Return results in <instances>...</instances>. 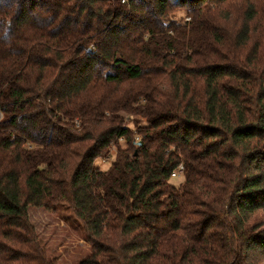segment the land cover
<instances>
[{
    "label": "trees",
    "instance_id": "obj_1",
    "mask_svg": "<svg viewBox=\"0 0 264 264\" xmlns=\"http://www.w3.org/2000/svg\"><path fill=\"white\" fill-rule=\"evenodd\" d=\"M32 207L75 264H264V0H0V264H60Z\"/></svg>",
    "mask_w": 264,
    "mask_h": 264
},
{
    "label": "rangeland",
    "instance_id": "obj_2",
    "mask_svg": "<svg viewBox=\"0 0 264 264\" xmlns=\"http://www.w3.org/2000/svg\"><path fill=\"white\" fill-rule=\"evenodd\" d=\"M120 144L125 145L123 140ZM115 153L116 147L114 146L108 157L96 160V165L107 170L115 159ZM182 175L173 178L171 182L176 186L180 185L184 180ZM29 217L42 242L60 264H75L88 254L90 245L84 238L79 222L69 210L54 214L43 208L32 207L29 210Z\"/></svg>",
    "mask_w": 264,
    "mask_h": 264
},
{
    "label": "built area",
    "instance_id": "obj_3",
    "mask_svg": "<svg viewBox=\"0 0 264 264\" xmlns=\"http://www.w3.org/2000/svg\"><path fill=\"white\" fill-rule=\"evenodd\" d=\"M184 173V166L183 165H180L173 173H172V176L173 177H177V176H180Z\"/></svg>",
    "mask_w": 264,
    "mask_h": 264
}]
</instances>
